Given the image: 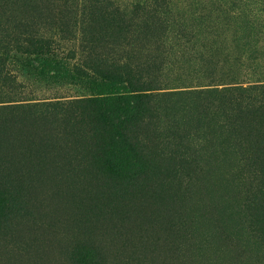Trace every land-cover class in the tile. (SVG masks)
I'll return each mask as SVG.
<instances>
[{
  "label": "rangeland",
  "instance_id": "rangeland-1",
  "mask_svg": "<svg viewBox=\"0 0 264 264\" xmlns=\"http://www.w3.org/2000/svg\"><path fill=\"white\" fill-rule=\"evenodd\" d=\"M109 1L108 5L0 0V14L9 16L12 25L21 20L49 29L64 22V15L73 9L79 17L93 19L97 31L103 32L107 26L99 18H106L112 7L130 17L125 36L110 30L107 44L94 45L88 54L81 52L79 34L73 29L65 35L66 45L74 51L70 59L33 52L22 60L12 56L10 68L26 96L59 102L63 110L50 117L54 141L45 138L46 131L34 136H43L37 147L42 154L35 152L26 161L25 179L0 184L19 207L10 220L0 223V264H264L262 129L259 133L245 129L234 140L221 134L210 118L195 119L190 112L181 119L182 113L172 107L152 103L149 115L136 116L143 117L144 124L131 115L126 130L106 126L103 131L95 121L89 124L77 105L67 103L127 94L123 73L133 76L132 86L148 73L150 78L157 76L163 87L196 85L203 79L198 74L223 67L236 71L238 81H252L256 75L250 73L258 71L264 77V0H166L170 12L165 23L155 20L149 25L136 11L144 0ZM85 22L82 27L89 25ZM210 53L221 60L227 55L226 63L219 61L212 68L205 62ZM86 57L97 60L93 70L83 65ZM74 66L87 76H79ZM155 92L160 91H151ZM110 107L116 118L125 110L113 101ZM175 125L195 141V159L178 165L175 179L178 185L185 184L180 188L181 202L156 206L152 190L145 189L168 181L162 161L171 152L169 144L163 146L164 158L158 159L149 143L169 138L165 130ZM87 129L92 130L90 136ZM142 133L148 138L139 143ZM115 176H121L122 197L120 208L110 212L113 191L100 186L117 182ZM85 193L86 203H78ZM166 205L174 210L168 221ZM170 224L172 232L167 231Z\"/></svg>",
  "mask_w": 264,
  "mask_h": 264
},
{
  "label": "trees",
  "instance_id": "trees-1",
  "mask_svg": "<svg viewBox=\"0 0 264 264\" xmlns=\"http://www.w3.org/2000/svg\"><path fill=\"white\" fill-rule=\"evenodd\" d=\"M69 1L72 3L78 2V0H50L51 3L56 4L57 2L67 4ZM99 1L108 3V5L110 4L109 0H80V3H98ZM165 3L166 0H144L143 4L136 7V11L145 16V24L147 25L155 20L165 23L170 12H168ZM72 10L70 9V13L64 15V22L60 23L59 21L58 24L51 26L49 29L38 28L31 22H23L21 20L12 25L9 21V16L0 14V184L6 185L11 180L16 182L25 179L26 161L30 160L32 154L35 152L37 156L42 154V152H37V147L43 136L39 139H35L34 136L39 130L46 131L48 135L45 138L54 141V136H52L53 131L50 132L49 129L51 123L50 117L63 110V104L59 102L39 101L26 96L23 91L24 86L17 81V76L14 75L10 68V63L13 60L12 56L18 55V59L22 60L24 55H29V53L33 52L35 55L50 56L52 58H59L63 55L64 57L61 56L60 59L67 60L71 58L70 56L74 54V51L72 47L66 45L68 37H65V35L72 33L73 29L74 34H79V39L82 43L81 52L88 54V51L94 45L98 48H103L107 44L105 38L110 37L108 31L111 30L110 34L113 35L125 36L130 28V25L127 24V20L130 17H125V14L121 13V10L117 7H112L110 9L112 12L106 14V18L103 16L101 18L100 16L99 22L107 26L103 32L97 31L98 24L93 22V19L83 15L79 17ZM85 20L89 25L82 27L87 24ZM254 36H257L256 32ZM114 43V41L113 43L110 42L111 45H114ZM258 43L259 40L257 41V38H255L253 47L257 48ZM64 49L67 51L65 54ZM255 54H257V51H255ZM227 58L228 56L225 55L224 60H221L218 55L210 53L205 62L211 65L212 68H216L219 61V64L221 62L224 64ZM237 60L239 61V59ZM83 65L93 70L98 63L97 60L92 61L91 58L87 61L86 57ZM73 69L79 72L76 66ZM78 72L79 76H87L83 72ZM129 74L123 73L121 75V82H124L129 89L127 94H122L115 98L109 97L110 99L103 96L70 99L67 103L69 105H77L81 115L88 116V123L90 124L92 121H95L97 125L101 126L103 131L106 126L113 127L114 130L117 128L126 130L131 115H135L134 118L136 119H138L136 116L139 117L142 114L149 115L151 113L150 104L155 103L159 106L165 104V106L172 107L174 110L182 113L181 119H184V115H188L190 112L195 113V119H200L204 116L210 118L221 134L229 137L233 136L234 140L245 129L254 131L255 133H259V130L262 129V132H264V77H261L262 73H259V71L258 73H250L251 76L256 75V77H251L249 80L252 78L254 80L243 82L236 80V71L223 67V70L207 71L203 75L198 74L199 77L203 76V79L196 85H170L169 87H163L165 85L159 84L160 79L157 76H151L150 78L148 73L141 74L138 80L135 81L136 85L132 86L134 80L133 76ZM162 82L166 81L163 80ZM151 91L160 92L151 93ZM112 101L124 106V113L118 118L115 117L116 112L111 110L110 103L112 104ZM67 111L65 110L63 113H66V117L69 118L70 113ZM126 111L128 112L127 114ZM142 118L138 119V122L144 124L142 123ZM246 123H248V127H246ZM91 131V129H87L86 135L90 136ZM165 133H168L170 139L160 138L161 141L149 143L153 144L152 152L158 159L163 160L164 158L163 154L165 152L162 149L163 146L169 144L171 152V156L162 161V164L166 166V174L163 175L168 177V181L165 182L163 180L164 183H161L163 185L160 186L151 183L145 189L146 192L152 190L151 192L154 194L152 201L156 206L165 202L168 205L181 202L182 193L180 188H183L185 184L178 185L179 183L175 179V175L179 172L178 165L187 160L193 161L196 152L195 141L180 132L179 127H176V125L174 127L169 126V131L165 130ZM165 136L167 137V134ZM147 138L148 135L142 133L141 137H138L136 141L142 143ZM31 142L35 145L33 148L30 146L33 145ZM47 145L45 143L42 151H44ZM100 150L104 153L102 148ZM179 152H181V156L177 158ZM140 162L145 165V161L140 160ZM21 167L23 168L21 169ZM141 170L145 171L144 167L141 166ZM115 177L117 182L112 180V185L109 186V184L107 185L104 182L103 186H100L103 190L113 191L110 195L114 199L112 201L114 202V206L113 210L109 209L110 212H116L120 208L119 202L122 197L121 183L119 184L121 176ZM156 177L161 179L160 174L156 175ZM171 179L172 181H170ZM66 186H69V184H66ZM86 194L82 196L83 198L78 203H86ZM7 196V193L1 191L0 188V223H6L10 220L11 216H14L11 214H15V211L19 209L16 205V200ZM168 205H166L164 211L167 221L170 219V213L174 211ZM179 225L182 226L183 223ZM173 230V226L170 224L167 231L172 232Z\"/></svg>",
  "mask_w": 264,
  "mask_h": 264
}]
</instances>
